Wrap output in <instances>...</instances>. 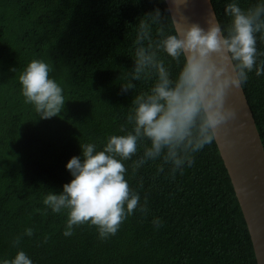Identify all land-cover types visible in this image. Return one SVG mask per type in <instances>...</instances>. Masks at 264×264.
<instances>
[{
	"label": "trees",
	"instance_id": "obj_1",
	"mask_svg": "<svg viewBox=\"0 0 264 264\" xmlns=\"http://www.w3.org/2000/svg\"><path fill=\"white\" fill-rule=\"evenodd\" d=\"M230 2L212 0L223 24ZM237 2L246 9L262 0ZM156 8L171 17L166 0H0V264L20 250L33 264H257L215 137L175 178L171 165L157 173L162 158L133 171L143 153L139 145L136 155L121 161L130 189L139 193L140 204L147 198L148 211L138 207L106 240L87 223L65 237L67 212L42 214L44 196L62 192L73 178L66 164L81 155L80 144L102 149L107 137L126 134L121 127L131 130V100L152 82L132 81L136 87L127 92L122 84L134 67L135 26ZM162 26L172 32L173 19ZM257 49L264 53L261 34ZM161 55L175 76L178 67ZM33 59L50 63L49 77L63 88L66 101L58 116L40 118L24 102L18 77ZM248 76L243 88L264 144V75L253 70ZM26 228L34 234L25 235ZM17 236L20 244L13 247Z\"/></svg>",
	"mask_w": 264,
	"mask_h": 264
},
{
	"label": "clouds",
	"instance_id": "obj_2",
	"mask_svg": "<svg viewBox=\"0 0 264 264\" xmlns=\"http://www.w3.org/2000/svg\"><path fill=\"white\" fill-rule=\"evenodd\" d=\"M173 4L182 22L174 24L172 32L166 33L162 26L172 16L163 17L159 8L145 14L135 26L134 67L122 91L134 90L132 81L152 83L131 100L133 107L127 117L131 130L121 127L126 134L107 137L102 149L96 143L80 144L81 155L66 164L71 181L63 185L62 192L50 191L43 198L42 214L49 209L56 214L67 212L65 237L87 223L97 228L103 241L116 235L138 207L147 213V198L140 204V195L130 189L121 161L136 155L139 145L143 153L133 162V171L162 158L158 174L164 165H171L173 178L178 170L182 174L186 163H194L192 154L210 144L220 126L236 118V111L226 103L227 94L242 88L253 70L257 76L264 75V60L257 62L264 55L257 49V34L264 39V0L246 9L232 0L224 7L228 22L221 23L213 13L207 28L188 23L181 14L187 0H173ZM161 53L178 67L175 76ZM52 70L50 63L33 59L18 77L25 104L32 105L43 119L58 116L66 101L61 85L49 77ZM153 224L157 229L162 226L159 218ZM24 234L32 236L33 229L26 228ZM20 241L17 236L12 246L18 247ZM2 264L33 261L20 250Z\"/></svg>",
	"mask_w": 264,
	"mask_h": 264
},
{
	"label": "water",
	"instance_id": "obj_3",
	"mask_svg": "<svg viewBox=\"0 0 264 264\" xmlns=\"http://www.w3.org/2000/svg\"><path fill=\"white\" fill-rule=\"evenodd\" d=\"M166 2L174 24L181 23L173 0ZM180 11L188 23L204 28L213 13L218 19L212 0H187ZM226 103L237 115L217 129L215 140L242 207L257 264H264V144L244 88L231 90Z\"/></svg>",
	"mask_w": 264,
	"mask_h": 264
}]
</instances>
